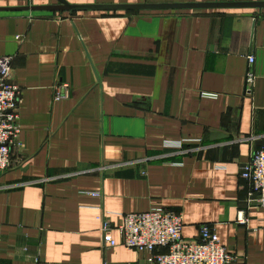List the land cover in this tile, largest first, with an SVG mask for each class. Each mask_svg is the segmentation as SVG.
Wrapping results in <instances>:
<instances>
[{
  "label": "crops",
  "instance_id": "obj_1",
  "mask_svg": "<svg viewBox=\"0 0 264 264\" xmlns=\"http://www.w3.org/2000/svg\"><path fill=\"white\" fill-rule=\"evenodd\" d=\"M2 55L14 57L22 147L0 170V264H155L117 228L122 214L159 208L183 217L185 238L207 223L235 264H264V208L240 174L264 145V9L1 10ZM59 83L68 98L55 99Z\"/></svg>",
  "mask_w": 264,
  "mask_h": 264
},
{
  "label": "built area",
  "instance_id": "obj_2",
  "mask_svg": "<svg viewBox=\"0 0 264 264\" xmlns=\"http://www.w3.org/2000/svg\"><path fill=\"white\" fill-rule=\"evenodd\" d=\"M246 73V94L252 95L256 81L254 54L248 56ZM12 55L0 56V170L13 165V149L22 147L19 124L20 87L13 81ZM70 96L68 84L55 86V99ZM202 96L215 99L218 94L204 91ZM182 142L169 144V148H182ZM241 177L251 183L248 202L264 208V145L253 151L251 159L241 167ZM99 195V192H93ZM240 224H246L248 217L240 212ZM183 217L173 211L154 209L146 212L122 214L117 230L122 244L128 249L147 252L155 264H235L236 257L220 242L216 229L210 224L200 226V236L187 239L183 236ZM113 229L111 222L103 219L101 232L104 242L115 246L117 241L108 232Z\"/></svg>",
  "mask_w": 264,
  "mask_h": 264
},
{
  "label": "water",
  "instance_id": "obj_3",
  "mask_svg": "<svg viewBox=\"0 0 264 264\" xmlns=\"http://www.w3.org/2000/svg\"><path fill=\"white\" fill-rule=\"evenodd\" d=\"M56 4L29 5L20 7H0L12 11H50V12H138L146 10H190V9H264V0L246 1H194V2H152L143 0L130 3H71L68 0H57Z\"/></svg>",
  "mask_w": 264,
  "mask_h": 264
}]
</instances>
